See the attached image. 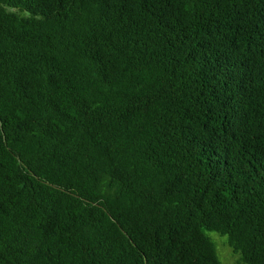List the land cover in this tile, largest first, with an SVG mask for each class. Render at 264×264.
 I'll list each match as a JSON object with an SVG mask.
<instances>
[{"label": "trees", "instance_id": "trees-1", "mask_svg": "<svg viewBox=\"0 0 264 264\" xmlns=\"http://www.w3.org/2000/svg\"><path fill=\"white\" fill-rule=\"evenodd\" d=\"M264 264V0H0V264Z\"/></svg>", "mask_w": 264, "mask_h": 264}, {"label": "rangeland", "instance_id": "rangeland-1", "mask_svg": "<svg viewBox=\"0 0 264 264\" xmlns=\"http://www.w3.org/2000/svg\"><path fill=\"white\" fill-rule=\"evenodd\" d=\"M208 236L215 242L222 264H242L240 255L229 247L226 237L215 232H209Z\"/></svg>", "mask_w": 264, "mask_h": 264}]
</instances>
